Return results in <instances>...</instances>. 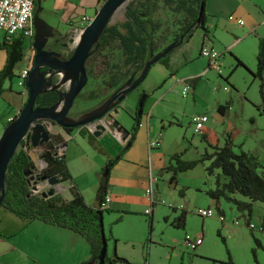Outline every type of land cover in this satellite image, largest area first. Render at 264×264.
Masks as SVG:
<instances>
[{
  "label": "rangeland",
  "instance_id": "1",
  "mask_svg": "<svg viewBox=\"0 0 264 264\" xmlns=\"http://www.w3.org/2000/svg\"><path fill=\"white\" fill-rule=\"evenodd\" d=\"M124 10L125 6L118 9L108 23L109 25H116L121 32H124L121 27V24L125 21ZM87 14V16L83 15L81 17V21L85 25L93 17V15L90 16V13ZM153 18L161 25L157 35L166 38V44L170 43L173 36L178 34L177 20L179 15L172 13L160 3V8L154 13ZM2 34L0 30V42L2 41ZM201 34L202 29L196 28L187 40L188 44H182L170 53L174 58L173 66L175 69L174 75L171 76L172 79L168 77L163 65L156 62L149 68L144 80L128 93L132 94L142 90L141 96L147 93L148 95L149 93L152 94V89L157 90L156 92L160 91L155 93L146 103L147 107L151 106V112L153 111L157 116L156 119L163 120L164 127L161 129L160 121L156 123L155 133L157 134L161 130L162 142L161 146L153 151L155 152L153 161L155 164L163 165L174 151L180 154V158L183 160L198 159L205 151H211L208 143L221 146L228 133L234 144V151H238L237 146L241 145L242 150L250 151L253 154L257 153L259 155L258 160L264 166V115H261L255 107L262 106L264 99L260 97L258 91L259 80L251 74V71H254V68L251 67L255 65L252 64L253 61L255 63V56L250 54L245 42L237 45L243 40L242 37L237 36L240 39L233 38L232 43L227 45L226 50H218V48L213 47L220 54L217 60L219 72L215 69H208L203 73L200 72L194 75L193 73L198 65L202 62L207 63V58L201 56L198 51L201 46ZM217 37L221 41L229 39L228 35L221 31H218ZM210 40H212V37H210ZM24 41V45H26L27 40L24 39ZM237 46L244 48L245 64L242 62L244 67L236 66L234 53L230 52V49H236ZM73 49L68 50L67 48L61 51L62 55L69 56ZM190 55L196 56L191 64L190 61H185ZM151 56V54H148V58ZM112 61L118 64L121 62L119 51L113 52ZM94 62L95 64L98 63V61ZM19 69L20 63L14 69V76L4 82V87L10 86L11 91L14 93L22 90V86L18 84ZM125 69L127 67L122 68V71ZM96 74L95 71L88 75L87 83L80 92L81 95L75 98L72 108H78L82 104H88V106L95 108L104 107L115 89H106L102 84L104 75ZM139 74L140 71L129 69L127 77L120 85L124 84L129 77L136 78ZM183 78L194 80L191 81V79L187 84L178 82L179 79ZM58 80V76L53 77V83ZM184 86L187 87V91L182 96ZM89 91H94L93 98H88L87 93ZM160 93H163L159 98L161 101L158 104L156 103L157 105L153 104L154 98ZM24 96L27 97V92H24ZM140 96L137 98L136 105ZM227 101L229 103L227 109L223 114L219 113L216 110L217 105H224ZM10 108L11 105L8 100L3 97L0 98V127L2 121L9 115ZM194 114H206L208 117V121L202 128V132L206 131L205 133L208 136L207 141L203 138L202 133L194 132L193 125L190 122V117ZM65 119H71L70 113ZM50 131H54V128L51 127ZM146 137L147 135L143 131L138 132L134 139L145 145L147 142ZM84 147L89 150L86 157L89 164H93L92 157L101 158L100 155H95V152L93 155L87 145ZM28 154L32 159L33 154H30V151ZM35 155L37 157V151ZM139 155H145V158L148 156L147 152L142 151H138L137 156ZM32 162L33 167H31V170L34 171L40 163L38 157L37 161L32 160ZM171 163L174 164L175 161L171 160ZM207 164L208 161L199 162L191 169L178 172L175 178L176 182H170V177L173 175L172 171L166 168L161 169L160 172L155 170V174H157L155 183L158 188L154 186V183L152 184L156 203L152 209L150 228L148 215L145 214L144 207L140 210V214H135V216L134 214H124L125 223L123 225L120 215L117 216L107 210L103 211L102 223L108 256H110L112 250L111 243L115 239L110 237V234H113L111 226L113 228L121 226V229L127 235H131L136 243L133 248L130 244L122 242L119 246L125 247L133 254L135 253L137 259H139L138 251H140L143 261L148 262L149 259L152 264H220V261L226 260L228 255L235 264H264V232L259 229L264 204L259 201L252 203L250 215L245 210L237 209L234 203L223 198L219 200L220 206L211 205V199L205 191L208 187H215V178L218 171L216 170L212 175H207L205 170ZM204 174L205 178H203ZM93 180L99 184L102 183L103 186V175L100 174L99 177L96 175ZM58 184L61 183L56 182L54 186L57 185L58 190H60L61 187ZM182 188L185 193L184 197H180L178 194L179 189ZM138 194L143 197V193L140 191H138ZM232 196L247 201L239 194H233ZM168 204L173 205V207ZM178 204L182 208L185 207L186 211L183 228H174L170 225V221L182 211ZM218 207L221 208L222 212H219ZM198 208H211L215 215L202 218L196 213ZM218 213L223 215L222 220L218 217ZM109 217H114V221L110 224L108 222ZM248 223L252 224V228L248 226ZM186 235L191 237L200 235L202 238L201 246L195 250L186 247L183 242ZM253 236L259 239L260 245H256ZM146 262H143V264Z\"/></svg>",
  "mask_w": 264,
  "mask_h": 264
},
{
  "label": "crops",
  "instance_id": "2",
  "mask_svg": "<svg viewBox=\"0 0 264 264\" xmlns=\"http://www.w3.org/2000/svg\"><path fill=\"white\" fill-rule=\"evenodd\" d=\"M102 1L103 0H35L33 13L35 14L38 9L37 14L51 26L55 34V46H58L61 51L67 48L69 50L74 48L75 37L85 25L81 21V17L83 15L87 16V13H90V16L94 15ZM35 8L37 9L35 10ZM204 12L206 16H209L205 23L209 32L208 36L205 38L206 41L204 45L212 48L216 47L218 50H226L227 45L232 43L233 38L236 37L235 39L239 40L240 38L237 36L242 37L243 40L241 39L242 41L237 43V45L243 42L246 43L250 54L255 56V63L254 61L252 63L255 65L251 67L255 70L256 54L258 50L257 37H264V0H206ZM230 14L240 17L244 24L239 26L235 22L227 20V16ZM218 31L226 33L229 39L227 41L218 39ZM2 33L3 40L4 32L2 31ZM210 37H212V40H210ZM14 39L22 38L18 36ZM22 40L23 57L19 62L20 68L27 65L29 66L31 58H33V54L26 50L24 39ZM200 40L202 42V34ZM182 44H188V41L183 38L180 46ZM243 49L244 48L237 46L236 49H230V52H233L235 58L241 60L245 64ZM171 55L172 54L169 55L168 63L172 70H175L173 66L174 58ZM0 57L1 69L6 58V51L3 48H0ZM64 57L67 58L68 56L65 55ZM194 58H196V56L190 55L185 61H190L191 64ZM207 64L208 62H202L195 68L196 71L193 74L197 75L200 72H205L207 70ZM203 66L205 67L201 70ZM165 70L168 74V70L166 68ZM170 79H172V77ZM183 79H179L178 82L183 83ZM151 91L152 94H146L142 105V113L138 117L137 133L143 131L146 133L147 142L145 145L135 139L132 143L127 144L129 139L128 133H117L116 137L118 140H116L107 133L96 137L86 126L76 127L69 133L65 132L59 126H53L54 131L58 132L64 140V143L60 145L62 149L61 152L64 155L73 182H62V188L57 193L58 195L69 200L72 197L70 186L74 184L83 196L85 202L91 207L98 209L100 206V197L103 193V186L102 183L99 184L93 180V177L96 175L99 177L100 174L103 175L102 170L105 168L107 161L109 159H114L121 153V157L116 159L108 171V188L106 193L109 195L110 201L107 209L117 216L120 215L122 225L125 223L124 214H134L135 216V214H140L142 207H144V212L146 209H151L152 213L155 204L151 206L145 194L149 175L153 174L156 176L155 170L156 172H160L161 169L166 168L170 156L175 154V151L169 155L167 162L165 160V165L154 163L153 157L155 152L153 151H156L154 149L161 146L162 137L160 136V145L156 148L150 149L148 143L154 140L159 133L161 134V130L157 134L155 133L156 123L160 121L163 125V120H157V116L153 111L151 112V106H146L147 101L151 99L155 93L160 92H156L157 90L154 89ZM24 92L26 93V90L23 88L20 92L18 91L15 93L9 89L5 90L0 95V98H6L11 105L10 111H8L9 115H7L5 120L1 123L0 135L7 122L14 118L23 106L26 100ZM141 92L142 90L128 94L119 104L118 112L115 114V118L128 131H130L134 122L133 116L136 113V101ZM162 95L163 93H160L156 96L153 104H158L161 101L159 98ZM95 109V107L88 106V104H82L79 105L78 108H71L68 114L70 113L71 115L70 120H78L93 112ZM205 132L201 133L207 141L208 136ZM85 145L90 147L93 155L95 152V155H100L101 158L92 157L93 164H89L86 160L89 150L84 147ZM138 151L147 152L148 156L146 158L145 155L137 156ZM253 155L256 156L257 159L259 158L257 153ZM203 178H205V174ZM155 187L158 188L156 183ZM209 188L211 187L207 189ZM179 190V196L184 197L185 193L183 188ZM138 191L143 193V197L139 196ZM154 193L155 192H153V197ZM210 203L211 205L220 206L219 201H215L214 199H211ZM180 204H178V206ZM171 207H173V205H171ZM179 208L185 210V207L182 208V206H179ZM263 209L264 206L262 207V212ZM218 210L220 212L221 208L218 207ZM113 221L114 217L108 218L109 224ZM111 230L113 232L111 237H114L115 241L111 243L112 250L110 256L115 252L118 256L126 258L132 264H143V262H146L143 261L140 251H138L139 259H137L135 253L133 254L125 247L119 246L120 242H122L124 244H130L132 246L131 248H133L136 242L132 239L133 237L131 235H127L126 232L121 229V226L118 228H113L111 226ZM200 246L201 245L198 247ZM89 259V244L78 233L67 228L45 223L38 219L20 218L3 207H0V264H81L87 262ZM144 264H152V262L148 259V262Z\"/></svg>",
  "mask_w": 264,
  "mask_h": 264
},
{
  "label": "trees",
  "instance_id": "3",
  "mask_svg": "<svg viewBox=\"0 0 264 264\" xmlns=\"http://www.w3.org/2000/svg\"><path fill=\"white\" fill-rule=\"evenodd\" d=\"M160 3L166 6L172 13L179 15L177 20L178 34L173 36L171 42L179 41L181 36L187 41L192 36L193 31L199 28L202 29V42L200 45L203 46L205 44V38L208 36L209 30L205 26L207 16L204 10L200 14L198 22H196L200 0H130L125 5V21L121 24L124 32H121L116 25H106L96 42L95 52L86 61L85 68L87 74L91 75L96 71V75H104L102 78L103 86L106 89H116L127 77L129 69L141 71L148 58V54L150 52H158L167 45L166 38L157 35L161 25L153 18L154 13L160 8ZM257 38L256 69L251 71V74L259 80L258 91L260 97L264 99V37L258 36ZM0 48L6 51L5 63L0 69L1 95L5 90L10 89V86L4 87V82L14 76V69L22 60L23 40L14 39L11 42H7L3 39L0 42ZM116 50L120 53L121 62L119 64L112 61V54ZM170 53L158 61V63L168 70V77L174 75V70H172L168 63ZM235 59L236 66L240 65L244 67L242 61L237 58ZM94 61H98V63L95 64ZM126 67L127 69L122 71V68ZM80 95L81 93L78 96ZM87 95L88 98H93L94 91H89ZM58 98V90H48L37 96L36 104L49 106L55 103ZM228 105V101L224 105L219 104L216 110L223 114ZM255 107L261 115H264V104ZM138 110L142 113V107L138 109L136 105V111ZM138 117L136 113L133 116L134 122L129 131L128 144L132 143L136 136ZM163 128L161 124V129ZM62 129L69 133L74 128ZM202 136L204 138V135ZM63 143L64 140L58 132L50 131L49 140L38 146L37 157L45 164L40 169V172H38V175L46 179L54 177L60 183H73L64 155L57 154L60 145ZM208 146L211 148V151H205L195 160H183L180 158V154H172L166 166V169L173 172L170 182L175 181L178 172L191 169L199 162L208 161L205 168L207 175L214 174L216 170L218 173L215 178V187L207 189L205 193L215 201H219L221 198L231 201L236 205L237 209L241 211L245 210L250 215L252 203L259 201L264 204V166L261 165L257 157L252 153L242 150L241 145L237 146L238 151H234V144L228 133L221 146L210 143H208ZM119 157H121V153L114 159H109L105 165L107 173L104 175L105 179L100 203L108 188V171ZM171 160L175 161V163H171ZM31 164L26 141L22 140L7 165L4 182L5 194L0 207L23 219H38L78 233L87 241L90 248V259L81 264L96 263L101 248L99 216L96 208L91 207L85 202L74 184L70 186L72 197L69 200L62 198L58 194L51 197L33 194L27 182L29 174H25ZM233 194H239L245 197L247 201L236 199L232 196ZM98 209L102 212L106 210L110 211L102 209L100 206ZM151 214V211L149 214H146L148 215L149 228L152 221ZM185 218L186 211L182 210L170 221V225L174 228H183ZM259 229L264 232V209ZM253 239L256 245H260L257 237L253 236ZM117 263L132 264L126 258L118 256L115 252L111 256L106 254L103 264ZM220 264L235 263L230 255H228L226 260L220 261Z\"/></svg>",
  "mask_w": 264,
  "mask_h": 264
},
{
  "label": "water",
  "instance_id": "4",
  "mask_svg": "<svg viewBox=\"0 0 264 264\" xmlns=\"http://www.w3.org/2000/svg\"><path fill=\"white\" fill-rule=\"evenodd\" d=\"M129 1L103 0L91 20L77 33L74 40V49L67 58L62 55L61 51L50 48L51 45H55V34L51 26L38 16L37 11L33 14L34 34L31 46L34 53L24 84L27 97L24 105L11 122L4 127L0 135V205L5 194L4 182L7 165L22 140L26 141L28 153L30 151V154H33L32 162V160L37 161L35 152L40 144L49 140L50 129L54 124L61 128L86 126L96 137L107 133L116 140H118L116 137L117 133L129 134V131L115 118L119 104L129 92L144 80L149 68L154 63L182 43V36L179 41L170 42L160 51L156 53L150 52L149 54L152 56L147 58L140 74L136 78L129 77L124 84L119 85L110 95L104 107L96 108L93 112L78 120L65 119L72 108L75 98L87 83L88 74L85 64L87 59L95 52L97 40L113 15ZM203 10L204 2L200 0L196 22H198ZM44 67H46V70H42ZM54 76L59 77L56 83H53ZM54 89L59 92V98L55 103L49 106L36 104V98L39 94ZM145 97L146 94L140 96L137 102L138 109L142 107ZM136 114L139 116L141 113L138 110ZM32 164L25 173L29 174L27 180L29 186L32 189H37V182H46L48 188L41 192V196L51 197L56 195L59 192L57 185L54 186L56 179L54 177L46 179L45 177L31 174ZM106 173L107 169L105 168L103 177ZM58 185L62 188V184ZM96 212L99 216L101 248L97 262H89L88 264H103L107 254L102 211L96 209Z\"/></svg>",
  "mask_w": 264,
  "mask_h": 264
},
{
  "label": "built area",
  "instance_id": "5",
  "mask_svg": "<svg viewBox=\"0 0 264 264\" xmlns=\"http://www.w3.org/2000/svg\"><path fill=\"white\" fill-rule=\"evenodd\" d=\"M35 7V0H0V30L4 32V39L7 42H11L15 37H21L22 39L27 40L26 50L34 53V50L31 46L32 44V38L34 34V23H33V12ZM228 20L235 22L237 25L242 26L244 24L243 20L240 17H236L232 14L228 15ZM199 54L201 56H204L207 58V70L208 69H215L217 72H219V64L217 63V60L220 57V54L214 50V48L203 45L199 49ZM32 58L30 61L29 66L21 67L19 69L18 73V84L22 86L23 89L25 88V80L28 75V71L31 67ZM192 78L183 79L182 82L184 84H187ZM187 87L184 86L182 89V96L186 94ZM208 121V117L206 114H194L190 117V122L193 125L194 132L195 133H201L202 128L204 124ZM160 136L159 133L157 137L154 140L149 141L148 147L156 148L160 145ZM61 147L58 149V154H62ZM40 167H43L45 164L41 160ZM34 175H38V173H34ZM157 180L156 176L153 174L149 175L147 187L145 189V194L149 200L150 205H154L156 202L153 197V188L152 184ZM37 189H32L31 192L33 194H39L41 195V192L46 190L48 188V185L46 182H42L41 185H36ZM110 201L109 195L107 193L104 195L103 200L100 203V208L107 209L108 203ZM171 206V205H169ZM151 209H146L145 213L149 214ZM196 213L204 218V217H210L215 215L213 210L211 208H198ZM218 217L222 220L223 215L221 213H218ZM248 226L252 228V224L248 223ZM184 245L188 247L191 250H195L198 248L199 245L202 243V238L200 235L191 237L189 235H186L184 237Z\"/></svg>",
  "mask_w": 264,
  "mask_h": 264
},
{
  "label": "flooded vegetation",
  "instance_id": "6",
  "mask_svg": "<svg viewBox=\"0 0 264 264\" xmlns=\"http://www.w3.org/2000/svg\"><path fill=\"white\" fill-rule=\"evenodd\" d=\"M178 46H180V44L178 45ZM177 46V47H178ZM51 49H53V50H56V51H61L60 50V48L58 47V46H55V45H51V47H50ZM42 70H46V67H44V68H42ZM40 163H39V166L37 165L36 166V169L33 171L32 170V174H34V173H38V172H40V169L42 168V167H40ZM33 181V180H32ZM57 182V181H56ZM58 183H60V182H58ZM42 184V182H37L36 183V185L38 186V185H41ZM30 189H31V187H30Z\"/></svg>",
  "mask_w": 264,
  "mask_h": 264
}]
</instances>
